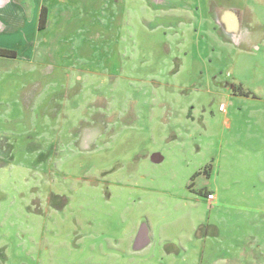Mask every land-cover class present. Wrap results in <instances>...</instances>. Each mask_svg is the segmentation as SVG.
<instances>
[{
	"label": "rangeland",
	"instance_id": "1",
	"mask_svg": "<svg viewBox=\"0 0 264 264\" xmlns=\"http://www.w3.org/2000/svg\"><path fill=\"white\" fill-rule=\"evenodd\" d=\"M23 1L0 264H264V0Z\"/></svg>",
	"mask_w": 264,
	"mask_h": 264
},
{
	"label": "crops",
	"instance_id": "2",
	"mask_svg": "<svg viewBox=\"0 0 264 264\" xmlns=\"http://www.w3.org/2000/svg\"><path fill=\"white\" fill-rule=\"evenodd\" d=\"M28 0H27V5L28 4ZM30 8L29 10H31V14H32V17L33 15H35L36 13V10L34 9V7H31V5H29ZM28 6L25 5L24 1L23 0H0V21L1 23L6 27L5 28V32L8 31V25L10 26V32L13 31V26L15 27L16 26V29H18L19 27H22L21 25L24 23V22H27V24L31 25L33 24V19L32 18H28V17H24V19H21L20 16H25L26 15V9H27ZM34 9V10H33ZM29 22V23H28ZM252 34V40L251 41V45H248L239 40L236 45H237V49L238 51L242 50V51H245L246 53H248V48H251V51H254L255 48H258L259 46V42L261 41L262 42V38H258V37H255L253 32L250 31L249 34ZM6 37V36H5ZM1 38V37H0ZM255 38H257L258 40V44L256 45V40ZM13 43L10 41V39L7 37L6 39H0V47H9L11 46ZM231 45V44H229ZM247 46L246 50L244 49L245 47ZM230 94L232 96H242V97H246V96H249L247 95L246 92L244 93H234V88H233V85L230 84ZM233 89V90H232ZM226 109V108H225ZM225 111V110H224Z\"/></svg>",
	"mask_w": 264,
	"mask_h": 264
},
{
	"label": "trees",
	"instance_id": "3",
	"mask_svg": "<svg viewBox=\"0 0 264 264\" xmlns=\"http://www.w3.org/2000/svg\"><path fill=\"white\" fill-rule=\"evenodd\" d=\"M47 7L42 5L39 9V16H38V29H43L45 26V22L47 19ZM16 56V51L14 49H8L4 47H0V57H11L14 58ZM206 196V195H205Z\"/></svg>",
	"mask_w": 264,
	"mask_h": 264
},
{
	"label": "built area",
	"instance_id": "4",
	"mask_svg": "<svg viewBox=\"0 0 264 264\" xmlns=\"http://www.w3.org/2000/svg\"><path fill=\"white\" fill-rule=\"evenodd\" d=\"M225 109V106L223 104H220L219 110L223 111ZM206 201L211 202L214 199L213 193H207L205 196Z\"/></svg>",
	"mask_w": 264,
	"mask_h": 264
}]
</instances>
